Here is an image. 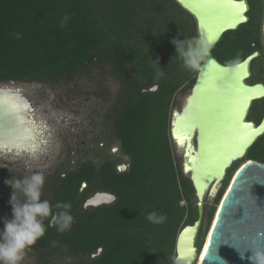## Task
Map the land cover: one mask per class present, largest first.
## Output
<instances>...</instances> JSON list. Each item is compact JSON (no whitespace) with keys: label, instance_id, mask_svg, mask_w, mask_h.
<instances>
[{"label":"trees","instance_id":"trees-1","mask_svg":"<svg viewBox=\"0 0 264 264\" xmlns=\"http://www.w3.org/2000/svg\"><path fill=\"white\" fill-rule=\"evenodd\" d=\"M248 1L249 22L226 33L213 49L222 64L238 63L262 50L263 13L259 17L256 11L264 0ZM166 2L175 3L194 22L175 0H163L153 11L163 14ZM143 10L145 5L137 0H0V83L37 82L55 87L105 68L120 83L105 138L109 144L119 143L121 153L129 158V169L120 171L118 162L122 161L107 156L100 163L88 160L69 171L62 165L50 174L42 199L53 205L69 203L74 222L64 233L49 227L31 247L38 264H63L66 258L83 257L88 258L85 264H172L167 245L197 220L196 208L179 206L183 200L190 203L195 189L175 164L169 142L171 102L181 85L173 76L162 80L155 69V64L162 63L159 51L163 48L159 44L155 50L148 44L157 20H147ZM64 16L69 19L61 27ZM139 18L146 19V28H139ZM160 24L163 44L176 53L172 40L186 38L185 22L166 14ZM258 59L252 63L255 72ZM260 82L263 79L255 83ZM156 86H160L158 91H147ZM256 103L252 112L264 109V99ZM250 159L264 162V135L246 155L245 160ZM83 183L87 185L81 192ZM100 191L114 194L116 201L84 211L85 202ZM5 211L11 218L9 202ZM153 211L165 217L162 223L146 219ZM212 216L213 211L209 221ZM100 248L102 252L92 258Z\"/></svg>","mask_w":264,"mask_h":264},{"label":"water","instance_id":"water-1","mask_svg":"<svg viewBox=\"0 0 264 264\" xmlns=\"http://www.w3.org/2000/svg\"><path fill=\"white\" fill-rule=\"evenodd\" d=\"M175 2L195 19L198 35L203 34L210 45V55L201 62L182 110H174L171 120V137L177 147L191 138L192 148L183 154L182 167L185 174L191 172L198 200V218L178 234L173 264H251L247 258L253 254L251 248L264 249V162L250 159L237 169L210 221L211 228L204 233L202 247L207 246L201 255L198 246L209 189L222 182L232 164L246 157L264 135V119L259 125L249 120L253 104L264 99V83L250 82L252 63L261 53L255 51L238 63L225 65L213 52L226 33L249 22L251 6L248 0ZM261 28L264 46V10ZM209 35L216 38L209 42ZM49 98L42 90L21 92L0 83V149L37 147L26 144L32 113ZM116 199L114 194L97 192L85 205L97 208ZM238 248L248 249L245 258Z\"/></svg>","mask_w":264,"mask_h":264},{"label":"rangeland","instance_id":"rangeland-1","mask_svg":"<svg viewBox=\"0 0 264 264\" xmlns=\"http://www.w3.org/2000/svg\"><path fill=\"white\" fill-rule=\"evenodd\" d=\"M137 1L145 5V10L142 13L143 16L147 17V20L148 18H156L157 20L156 25L151 28L150 35L148 36V44L153 46L155 50L159 44L163 48V51H159L162 63L155 64V69L159 72L162 80H167L168 76H173L176 77L181 85V88L176 92L171 102V113L168 125L169 142L175 164L181 168L182 175L190 179V176L183 172V152L179 150L172 140L170 130L173 112L174 110H182L186 98L191 91V89L185 90V88L194 83L197 71L193 72L187 69L177 53L169 46L163 44V26L160 24V21L162 16L166 14H173L177 19H183L187 27L184 30L186 39L198 36L197 24L195 19L193 22L191 17L187 16L175 6V3L166 2L167 7L165 8V12L161 14L153 11V9L157 3H162L163 0H157V3L155 2L156 0ZM262 6L264 7L263 3L259 5L256 11L257 14H260L259 17L263 13L264 8ZM138 26L139 28H146L148 26L146 19L140 20ZM166 48L170 50L169 53ZM241 50L245 51L244 49ZM260 64H263V59L261 58L257 60L256 72L255 69H252L251 83H255L258 79H263L264 81L262 69L260 70L258 68ZM4 85L11 86L12 89L20 90L21 92L27 90L30 92L42 90L49 94L50 98L32 113L34 122L38 123L39 128L43 131V143L35 149H3L0 151V224H3L5 217L9 218L5 209L13 191L5 181L12 179L14 176L22 179L24 175L40 172L46 180L50 174L62 165L64 171H69L73 170L77 164L88 160H95L97 163H100V159L107 156H111L112 160L120 159L122 161L118 162V164L120 163L118 165L120 171L129 169V158L121 153L119 143L109 144V140L105 138V131L112 121L114 108L119 100L120 90V83L110 74L108 69L86 72L78 78H74L55 87L37 82H9L4 83ZM156 87L157 89L154 91L160 89V86ZM152 89L148 88L147 91H152ZM259 102L260 100L257 101L258 104ZM251 112L249 114L250 119L254 118ZM244 160L245 157L235 161L229 168L226 178L222 183L219 186H212L209 189L204 202L205 213L198 243L202 241L205 231L210 227L211 223L209 220L211 211H213V220L231 177H233L235 171H237V167ZM65 175L63 174L62 176ZM229 176L230 179H228ZM84 190L85 187L82 186L81 192ZM197 203L198 200L195 194L191 196L190 203L183 200L179 206L188 208V206L190 207L192 205L197 210L198 218ZM112 204H105L100 207ZM93 209L95 207H86L85 204L83 206L84 211L89 212ZM176 240H172L167 245L170 250L169 256L172 262H174L176 257ZM100 249L92 258L97 257L101 253L99 252ZM87 260V257H83L82 259L66 258L63 264H85ZM22 264H38V257L29 250Z\"/></svg>","mask_w":264,"mask_h":264},{"label":"clouds","instance_id":"clouds-1","mask_svg":"<svg viewBox=\"0 0 264 264\" xmlns=\"http://www.w3.org/2000/svg\"><path fill=\"white\" fill-rule=\"evenodd\" d=\"M68 19L64 16L60 26L63 27ZM15 35L20 38V34ZM172 44L184 66L193 72L198 71L201 62L210 55V45L203 34L191 39H173ZM5 183L13 189L9 201L12 212L11 218L3 219V228H0V264H22L27 251L46 234L49 227L64 233L70 230L74 217L69 203L58 201L53 205L49 200L42 199L45 177L40 172L24 175L22 179L14 176ZM146 219L162 223L165 217L153 211ZM238 250L241 258H245L248 249ZM251 250L253 254L247 257L251 264H264V249Z\"/></svg>","mask_w":264,"mask_h":264},{"label":"bare ground","instance_id":"bare-ground-1","mask_svg":"<svg viewBox=\"0 0 264 264\" xmlns=\"http://www.w3.org/2000/svg\"><path fill=\"white\" fill-rule=\"evenodd\" d=\"M32 128H31V131H30V134L29 135H27L28 136V138H27V140H26V144H30V145H40L41 143H43V131L39 128V125H38V123H36V122H33L32 123ZM179 150L180 151H182L183 152V154L185 153V152H187L188 150H190L191 148H192V145H191V138H186V139H184V144L183 145H179ZM28 149V148H27ZM1 150H3V149H0V151ZM234 164V163H233ZM232 164V165H233ZM189 176L191 175V172H186ZM234 176V175H233ZM233 178V177H232ZM232 180V179H231ZM231 180H230V182H231ZM230 182H229V184H230ZM222 182L221 181H217V182H215V183H213L214 184V186H219L220 184H221ZM229 186V185H228ZM228 186H227V188H228ZM211 187V186H210ZM225 192H226V190H225ZM225 192H224V194H225ZM224 194H223V196H224ZM222 196V197H223ZM214 220V219H213ZM211 226H212V224H211ZM211 228V227H210ZM205 244V243H204ZM206 246H207V243L205 244V245H203V247H202V249H201V253H200V255L202 254V251L203 250H205V248H206ZM198 264V263H197Z\"/></svg>","mask_w":264,"mask_h":264},{"label":"flooded vegetation","instance_id":"flooded-vegetation-1","mask_svg":"<svg viewBox=\"0 0 264 264\" xmlns=\"http://www.w3.org/2000/svg\"><path fill=\"white\" fill-rule=\"evenodd\" d=\"M264 10V9H263ZM261 46H262V50H259V52L261 53V56L259 58L263 59V64L261 65L262 66V74L264 76V46H263V40H262V28H261ZM255 52V51H254ZM255 84V83H253ZM252 111V110H251ZM251 115H254V118L250 119V121H253L255 122L257 125H259L263 119H264V109L263 108H260V112L256 111V112H251ZM256 118V119H255ZM247 160L243 161L238 167L237 169L244 163L246 162ZM236 172V171H235ZM212 220V219H211ZM202 232V231H201ZM198 246H199V243H198ZM202 247V245H201Z\"/></svg>","mask_w":264,"mask_h":264},{"label":"snow or ice","instance_id":"snow-or-ice-1","mask_svg":"<svg viewBox=\"0 0 264 264\" xmlns=\"http://www.w3.org/2000/svg\"><path fill=\"white\" fill-rule=\"evenodd\" d=\"M216 37L214 35H209L208 39H209V42L213 41Z\"/></svg>","mask_w":264,"mask_h":264}]
</instances>
